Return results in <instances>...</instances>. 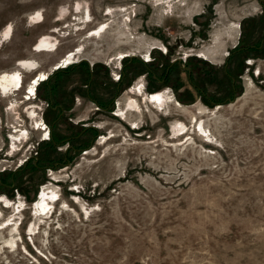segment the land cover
<instances>
[{
  "label": "rangeland",
  "instance_id": "rangeland-1",
  "mask_svg": "<svg viewBox=\"0 0 264 264\" xmlns=\"http://www.w3.org/2000/svg\"><path fill=\"white\" fill-rule=\"evenodd\" d=\"M5 30L0 74L37 69L0 92V264H264V0H0Z\"/></svg>",
  "mask_w": 264,
  "mask_h": 264
},
{
  "label": "bare ground",
  "instance_id": "bare-ground-1",
  "mask_svg": "<svg viewBox=\"0 0 264 264\" xmlns=\"http://www.w3.org/2000/svg\"><path fill=\"white\" fill-rule=\"evenodd\" d=\"M80 6L81 5L79 3L78 11H81L82 10V6L81 7ZM36 17H39V15H37V16L35 15L33 18L35 19ZM41 21L42 20L39 19L36 22L37 23H41ZM105 24L106 23H103L98 28H95L94 29L95 31L92 32V35H99V34H101V32L103 33L107 29V25H105ZM100 27H101V29H99ZM8 35H9V31L8 30H5L2 33V35H1L0 44L3 43L6 38H8ZM49 39H51L50 36H45L44 38H42V40L38 42V44L36 45V47H35L34 50L37 51V52H42V51H46L47 52V51H51V50H49L47 48V46H50L51 45V42H49L50 41ZM154 49H156V47H154ZM157 49L163 51L160 47H157ZM164 51H167V49L165 48ZM77 54H78V52L68 53V55L65 57V62H68L67 63L68 65L65 66V67H68V66H70V65H72V64L75 63L74 60H75ZM126 55H127L126 57H129L130 56L129 54H126ZM124 57H125V54L124 53H121V55H120L119 58H121V60H122V59H124ZM147 58H148V62H151L152 61V59H151V51H150V54H149V56ZM249 64L251 65L252 63L250 62ZM17 66L19 67L18 69H15L13 71H6V72H3V73L0 74V92L3 93L5 96H8L10 94H13V91L14 92L15 91H21L22 89H24V85H23V83H24L23 71H25V70L32 71V70H36L37 69V65L34 62L28 61V60H20L17 63ZM61 68H62V66H59V67H56L55 69L57 70V69H61ZM48 79H49L48 73H46V72H39L38 74H36L31 79L30 83L27 86H25V89H26V92L25 93H26L27 96H24L23 97V99H24L23 102L30 101L29 103H31V105H29L27 109L29 110V115L33 119V123L35 124L33 126V129H35V130H39V129L41 130L40 124L43 123L44 119L43 118H39V117L38 118L40 120L37 119V116H38L37 108H39V106L31 102V99H33V96H31V95L32 94H35V93L37 94L36 87L37 86H40L43 81H46ZM137 84L139 85V83H137ZM143 84H145V83H143ZM138 85L137 86L135 85L134 87L132 86L128 90L132 94H134L135 92L136 93L138 92V94L142 95L141 93H143L144 91L142 90V87H139L138 88ZM143 86H145V85H143ZM128 90H127V92H128ZM145 90H146V88H145ZM145 95H147V93H145ZM147 98H148V100H149L150 103H156V104L157 103H160V104H163V106L164 105L166 106V105H168L169 103H171L173 101L170 98V95L168 96L167 91L166 92L165 91L155 92V93H153L151 95H148ZM127 105H129L128 110H130L134 104H133V102L132 103L131 102H128ZM136 105H137V103H136ZM121 107L122 106L120 104V106H119V108L117 110L118 113L120 112ZM122 114H125V112H123ZM18 125H20V124H18ZM175 127L179 128V127H183V126L182 125L181 126L179 125V126H175ZM18 129H19L18 127L15 128V130H17V131L13 130V133L8 135V138L11 141H13V142L14 141L17 142L18 140L21 141L18 136L20 135V132L22 131V129H20V130H18ZM24 131H27L26 133L29 134V131L27 129H24ZM14 148H16V147H14ZM38 196L39 197L37 198V200L35 202V210H37V213H39L40 215H41V213H44L46 210H48L47 212H49L53 208V205L60 200L59 197H57V198L55 197L54 198V196H58L57 193H56V191L55 190H52V189L49 190L48 188L47 189H44V190L42 189L41 193H39ZM3 199H7V198H3ZM18 210L19 209H17V211ZM5 229H7V228H5Z\"/></svg>",
  "mask_w": 264,
  "mask_h": 264
},
{
  "label": "built area",
  "instance_id": "built-area-1",
  "mask_svg": "<svg viewBox=\"0 0 264 264\" xmlns=\"http://www.w3.org/2000/svg\"><path fill=\"white\" fill-rule=\"evenodd\" d=\"M67 55H68V54H67ZM145 61L148 62V60H145ZM72 62H73V61H72ZM67 63H68V62H65V58H63V59L61 60V62L58 63V65H56V66L54 67V70H55V68L58 67V66H62V68H65V66L68 65ZM112 77H113V80H115V81H119V80L121 79L122 75H121L120 71L115 70V71L112 72ZM31 96H33V99H31L32 101H35L36 99H38L36 93H35V94H32ZM42 106H43L42 109H43V108H47V107L50 106V103L47 102V101H44V102H42ZM40 126H41V130L47 131L46 136L42 137V140H48V139H50V134H49L50 131L48 130V129H49V126L47 125V123H46L45 121H43V123H41ZM45 129H46V130H45ZM0 171L2 172V170H0Z\"/></svg>",
  "mask_w": 264,
  "mask_h": 264
},
{
  "label": "flooded vegetation",
  "instance_id": "flooded-vegetation-1",
  "mask_svg": "<svg viewBox=\"0 0 264 264\" xmlns=\"http://www.w3.org/2000/svg\"><path fill=\"white\" fill-rule=\"evenodd\" d=\"M39 86L36 87V90H38ZM3 94V93H2ZM23 103V102H22ZM17 131V130H16Z\"/></svg>",
  "mask_w": 264,
  "mask_h": 264
},
{
  "label": "crops",
  "instance_id": "crops-1",
  "mask_svg": "<svg viewBox=\"0 0 264 264\" xmlns=\"http://www.w3.org/2000/svg\"><path fill=\"white\" fill-rule=\"evenodd\" d=\"M45 72V71H44ZM46 73H48V72H46ZM23 74H24V71H23ZM50 76V75H49ZM125 93H127V91L125 92Z\"/></svg>",
  "mask_w": 264,
  "mask_h": 264
}]
</instances>
